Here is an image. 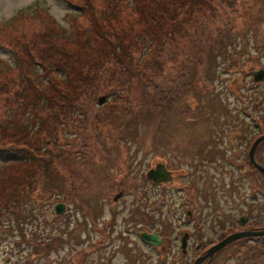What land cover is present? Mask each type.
<instances>
[{"label": "rangeland", "instance_id": "rangeland-1", "mask_svg": "<svg viewBox=\"0 0 264 264\" xmlns=\"http://www.w3.org/2000/svg\"><path fill=\"white\" fill-rule=\"evenodd\" d=\"M69 1L83 10L77 19L71 13L79 10L66 0H0V126L13 107L6 91L29 63L64 70L69 60L78 69L87 57L76 45L85 37L81 26L92 28L91 40L122 42L130 55L120 51L124 58L109 66L111 75L82 99L86 114L77 117L78 128L57 132L59 148L66 147L63 135L71 147L55 160L49 124L43 125L50 154L32 177L0 170V264H194L232 234L263 231L264 174L251 168L241 139H250L252 127L264 132V0H209L196 22L181 16L173 23L169 7L159 24L174 40L158 52L165 36L139 13L142 0H113L111 8L95 0L92 12L91 0ZM69 28L72 40L60 34ZM137 38L142 45L133 44ZM12 62L27 63L18 70ZM143 75L152 88L140 81ZM209 145L222 151L219 157L193 156ZM259 148L256 158L264 165V142ZM163 161L177 179L153 185L145 174ZM30 180L22 193L17 184ZM59 204L63 215L55 212ZM187 228L195 234L183 254ZM143 232L163 243H146ZM206 261L264 264V236L233 241Z\"/></svg>", "mask_w": 264, "mask_h": 264}, {"label": "trees", "instance_id": "trees-1", "mask_svg": "<svg viewBox=\"0 0 264 264\" xmlns=\"http://www.w3.org/2000/svg\"><path fill=\"white\" fill-rule=\"evenodd\" d=\"M70 5L72 4L69 0H66ZM95 0L88 1L90 4L88 6L89 12H92L93 5L91 2ZM209 0H169L167 3L160 2L158 0H146L140 1L139 13L143 18H147L151 22H155V25L160 26L158 32L165 36L164 42H161L162 46L155 51H161L164 48V44L174 40V32L172 30L162 31L160 19L162 15L167 13L169 7L171 10L170 14H173L175 20L173 23L179 21L181 16L186 18L185 21L195 22L198 21L200 13L204 12L207 8V3ZM212 1V0H211ZM222 1V0H219ZM108 4V8L116 7L113 4V0H104ZM172 5V6H171ZM87 7V6H86ZM77 8V7H76ZM79 12L71 13V19H77L78 14L81 15L83 10L78 7ZM46 14L45 11H43ZM47 16V14H46ZM188 22V23H189ZM92 26L94 21L91 22ZM83 29L82 34L85 36L78 40L76 44L79 47L82 54H87V57L82 61L78 62V69L72 67V61L67 60L64 70H60L58 67L47 62H31L27 69L20 70L24 68V64L27 62H12L14 68L17 67L21 71L18 80L13 81L6 93L9 94L10 102L12 103V108L8 110L7 120L2 121L0 126V141H5V144L0 145V170L4 167H9L12 176L14 174H19V178H23L26 174L32 177V169L37 168L42 161L46 160V156L50 154L45 149V144L41 139V134L43 133L42 126L49 124V129L46 131L49 138V145L54 143V151L56 153L55 160L65 149L71 147V143L67 137L63 138L66 142V147L64 149L59 148V138L57 132L62 127L63 131L69 128H78L77 117L86 114V107L84 109V101L82 100L85 96H89L90 89L92 86L94 88L95 81H103L105 77L111 75L110 65L122 61L124 57H118L119 52L123 50L129 56L130 51L123 47L122 42H104L99 39H90L91 29L86 26H81ZM81 28H76V31ZM155 26L151 25V37L153 42H157L158 37L155 32ZM63 30V29H62ZM174 30V29H173ZM60 33V32H58ZM62 35H70V40L75 34L72 28L69 30H63ZM153 34V36H152ZM200 43L202 44V36L199 35ZM85 40L81 43V41ZM142 40V35H140ZM96 40V42H94ZM142 45L140 40L137 38L134 45ZM204 42V41H203ZM153 49V48H152ZM154 51V53H156ZM64 55H72L69 53H64ZM114 55V57H112ZM144 59V58H143ZM133 64L135 61H131ZM11 63V68L13 64ZM125 63V62H122ZM127 73H132L130 70V64L126 65ZM49 68V73L51 76H44L45 68ZM124 69V70H125ZM74 72V74H71ZM118 74V73H115ZM145 79H140L142 82H149L150 88H152L151 78L146 75ZM203 80V78H201ZM121 80L115 75V81ZM17 87V88H15ZM42 87V88H41ZM148 87V86H147ZM30 90H32L33 98L30 95ZM53 92V94H50ZM93 93V92H92ZM91 93V94H92ZM89 94V95H88ZM153 94V93H152ZM161 94V93H160ZM158 95V90L155 87V92L153 96L156 98ZM162 96V94L160 95ZM92 99V95L91 98ZM152 100V98H150ZM153 105L156 103L153 102ZM19 116V119H17ZM54 122L52 123L50 120ZM5 131V137L4 133ZM63 133V132H62ZM46 134V137H47ZM56 137V138H55ZM6 138V139H5ZM47 145V144H46ZM44 147V148H43ZM35 151H39L40 154H35ZM48 153V154H47ZM41 158V161H39ZM39 159V160H38ZM40 167V166H39ZM32 180L26 181L25 183L19 182L17 186L22 187V193H24ZM5 189H3L4 192Z\"/></svg>", "mask_w": 264, "mask_h": 264}, {"label": "water", "instance_id": "water-1", "mask_svg": "<svg viewBox=\"0 0 264 264\" xmlns=\"http://www.w3.org/2000/svg\"><path fill=\"white\" fill-rule=\"evenodd\" d=\"M106 99H107L106 97L99 98L98 103L100 105L104 104ZM263 141H264V136L257 139L250 150V162L253 164L255 169L261 172L262 174H264V167H262L260 164H258L255 161L254 152L258 147V145ZM148 176L149 178L155 179L156 181H169L171 179V173L166 169L165 165H160L156 170L150 171ZM64 211H65L64 204H59L55 208V212L57 215H63ZM245 221H246L245 217L241 218L240 223L244 225ZM255 236H264V230L261 232L245 231V232L232 234L228 236L225 240L219 242L216 245H213L203 256L199 257L194 264H202L206 260L211 261L217 252L222 250L224 247H226L229 243L233 241H237L245 237L250 238ZM141 238L146 243L151 244L155 247H160L162 244V240L160 236L156 233L153 234L142 233ZM186 239H187V235L183 238V245H182L183 250L186 249Z\"/></svg>", "mask_w": 264, "mask_h": 264}, {"label": "flooded vegetation", "instance_id": "flooded-vegetation-1", "mask_svg": "<svg viewBox=\"0 0 264 264\" xmlns=\"http://www.w3.org/2000/svg\"><path fill=\"white\" fill-rule=\"evenodd\" d=\"M262 71H264V70H262ZM258 74V71L255 73V72H253L252 74H251V76L253 77V79H256L255 77H256V75ZM259 76H260V74H258ZM264 78V77H263ZM254 115L252 114V117H253ZM263 116H264V114H263ZM255 118V117H254ZM254 120V119H253ZM263 123H264V118H263ZM262 136H264V132L263 133H260V128L258 129V131H257V133H255L254 131H253V127H252V131H251V133H250V139H241V141H242V143H243V146H245L246 147V153H247V161H249L250 162V150H251V148H252V146H253V144L255 143V141L257 140V139H259L260 137H262ZM264 142V141H263ZM263 142H261L262 144H263ZM259 144L258 145V147L256 148V150H255V152H254V158L256 159V162L258 163V164H260L261 165V163H259V161H258V159L256 158V155H257V152H258V150L260 149L259 147L262 145V144ZM245 144V145H244ZM206 147V146H205ZM195 152V153H194ZM194 152H192L193 153V156H197L199 153H203V156H206L209 160H211L212 158H214V157H219L220 156V153L222 152L220 149H218L216 146L214 147L213 145H209V149H207V148H204V149H198V150H196V151H194ZM193 162L194 163H196L197 161L196 160H193ZM250 164L252 165L251 166V168H253L254 166H253V164L250 162ZM160 165H165V167H166V169L171 173V179L169 180V181H156L155 179H151V178H149V176H148V174H149V172L150 171H153V170H156L157 168H158V166H160ZM262 167H264V165H261ZM254 169H255V167H254ZM256 170V169H255ZM177 170L175 169H171V167L169 166V163H167L166 161H163V162H157V163H155L154 165L152 164V167H150L149 168V170H147V172H146V174H145V177L149 180V182L151 183V184H153V185H158V186H161V185H167V183H170V182H174L176 179H177ZM262 174V173H261ZM114 202H118L117 201V197L114 199ZM117 204V203H116ZM190 215V214H189ZM143 233H147V232H143ZM150 233H152V232H150ZM153 234V233H152ZM195 234V232H194V230H192V229H190V228H187V229H185L184 230V232H183V236H182V238H181V248H182V245H183V238L187 235V239H186V249L185 250H183V248H182V252H183V254H187V253H189V249H190V244H191V238L193 237V235ZM162 239V238H161ZM162 243H163V241H162ZM212 247V246H211ZM210 247V248H211ZM209 248V249H210ZM208 251V250H207ZM206 251V252H207ZM205 252V253H206ZM204 253V254H205ZM203 254V255H204ZM202 255V256H203ZM199 257H201V256H199ZM198 257V258H199ZM197 258V259H198ZM212 261V260H211ZM211 261H209V260H207L206 262H211ZM205 262H203V264H204Z\"/></svg>", "mask_w": 264, "mask_h": 264}]
</instances>
